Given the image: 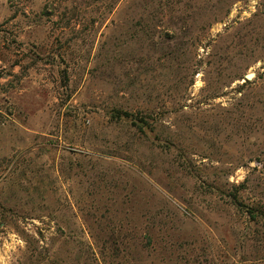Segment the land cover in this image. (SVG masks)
I'll return each instance as SVG.
<instances>
[{"label":"rangeland","instance_id":"rangeland-1","mask_svg":"<svg viewBox=\"0 0 264 264\" xmlns=\"http://www.w3.org/2000/svg\"><path fill=\"white\" fill-rule=\"evenodd\" d=\"M0 264H264V0H0Z\"/></svg>","mask_w":264,"mask_h":264},{"label":"trees","instance_id":"trees-1","mask_svg":"<svg viewBox=\"0 0 264 264\" xmlns=\"http://www.w3.org/2000/svg\"><path fill=\"white\" fill-rule=\"evenodd\" d=\"M115 116L117 118H125V119H131L132 120V116L130 114H128L127 112H116Z\"/></svg>","mask_w":264,"mask_h":264},{"label":"water","instance_id":"water-1","mask_svg":"<svg viewBox=\"0 0 264 264\" xmlns=\"http://www.w3.org/2000/svg\"><path fill=\"white\" fill-rule=\"evenodd\" d=\"M250 77H251V75H247V76H246L247 79L250 78Z\"/></svg>","mask_w":264,"mask_h":264}]
</instances>
